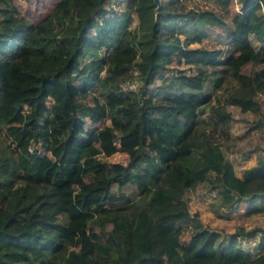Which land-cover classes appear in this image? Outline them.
Here are the masks:
<instances>
[{
    "label": "trees",
    "instance_id": "1",
    "mask_svg": "<svg viewBox=\"0 0 264 264\" xmlns=\"http://www.w3.org/2000/svg\"><path fill=\"white\" fill-rule=\"evenodd\" d=\"M79 1L102 16L115 10L106 0ZM160 1L128 0L120 16L95 32L82 27L62 49L56 36L72 0H58L38 22L15 0H0V264H264V228L248 231L261 233L256 256L239 233L219 250L218 232L183 206L186 189L209 171L224 206L264 193V158L236 174L214 137L232 115L205 92L224 74L237 82L228 102L259 109L264 0L234 13L227 55L194 45L214 29L205 20L211 10ZM216 2L226 9L231 0ZM249 62L261 64L253 75L242 71ZM158 77L162 85L149 89ZM208 105L210 133L196 126ZM117 140L126 164L101 157L118 151ZM115 183L136 184L141 201L112 193ZM189 218L184 242L176 227Z\"/></svg>",
    "mask_w": 264,
    "mask_h": 264
},
{
    "label": "rangeland",
    "instance_id": "2",
    "mask_svg": "<svg viewBox=\"0 0 264 264\" xmlns=\"http://www.w3.org/2000/svg\"><path fill=\"white\" fill-rule=\"evenodd\" d=\"M58 0H15L18 9L24 13L33 22H38L46 18L54 10ZM247 0H231L228 8L216 2V0H182L185 8L192 6L209 9L213 14H209L205 20L208 24L214 26L209 37L201 44H194L197 46L208 47H222L225 55L232 52V45L230 44V30L233 28L232 16L234 13L241 10L242 5ZM128 0H106V6L111 5L114 11L107 16H102L99 13L93 12L89 7L81 5L79 0H72L71 17L68 18L56 36V40L62 49H67L68 41H72V35L78 34L85 27L88 32H95L101 25L108 23L113 18L118 17L125 10V5ZM161 2V1H160ZM90 15V16H89ZM221 21L218 22V19ZM134 25L132 28H134ZM252 44L257 43L262 45L255 33L250 34ZM63 52V51H62ZM261 66L260 63L249 62L242 67L244 73L253 75L254 72ZM186 68L188 66L182 65ZM218 69L224 67L218 64ZM171 68H180L176 63H172ZM211 65L206 66L210 71ZM224 79L219 88L214 87L210 82L205 85V92L211 95L210 104H222L231 115V124L226 133L220 132L219 135L214 136L222 145V149L227 159L233 165L238 176L243 177L245 171L255 166L260 158H264V93L256 95L260 103L258 110H242L238 105L228 102L231 93L237 87V82L222 74ZM162 85V80L158 77L155 83L149 86V89L154 90ZM96 91V90H95ZM16 96L15 98H18ZM109 122L104 120L103 123ZM101 123V125L103 124ZM89 125L88 127H90ZM196 126L199 130L206 131V133L213 132L214 123L212 121L210 105H208L206 112L201 114ZM118 151L110 156H101L108 162H121L126 164L128 162V153L121 150L120 141L117 140ZM41 151H44L40 147ZM43 153V152H42ZM90 151L84 153L85 156L90 155ZM215 177L214 171H209L207 179L199 183L196 187L186 189L183 195V206L191 214L197 213L204 225L214 229L219 234L217 240V248L222 249L229 241L233 233H239V245L249 251L252 256L257 255L254 248L260 239L261 233H254L249 235L248 231L264 228V193L258 195L256 198H247L245 201L236 202L231 206H224L221 203L217 189L214 188L212 181ZM112 193H125L134 201H141L140 191L136 184L127 183L119 186L116 183L111 187ZM257 203H262L257 210L253 208ZM110 227V225H109ZM192 218L179 223L176 229H180V237L182 241H187L190 238L193 230Z\"/></svg>",
    "mask_w": 264,
    "mask_h": 264
},
{
    "label": "built area",
    "instance_id": "3",
    "mask_svg": "<svg viewBox=\"0 0 264 264\" xmlns=\"http://www.w3.org/2000/svg\"><path fill=\"white\" fill-rule=\"evenodd\" d=\"M136 85H137V83L135 81H132V82H128L126 87L130 86L132 88H135Z\"/></svg>",
    "mask_w": 264,
    "mask_h": 264
},
{
    "label": "crops",
    "instance_id": "4",
    "mask_svg": "<svg viewBox=\"0 0 264 264\" xmlns=\"http://www.w3.org/2000/svg\"><path fill=\"white\" fill-rule=\"evenodd\" d=\"M256 44V43H255ZM254 43H253V45L254 46H256ZM258 45H257V47L256 48H258V47H260L261 46V44L259 45V43H257ZM245 199H247V198H244V199H242V200H239L238 202H242L243 200L245 201Z\"/></svg>",
    "mask_w": 264,
    "mask_h": 264
},
{
    "label": "water",
    "instance_id": "5",
    "mask_svg": "<svg viewBox=\"0 0 264 264\" xmlns=\"http://www.w3.org/2000/svg\"><path fill=\"white\" fill-rule=\"evenodd\" d=\"M158 4H160V0H155Z\"/></svg>",
    "mask_w": 264,
    "mask_h": 264
}]
</instances>
